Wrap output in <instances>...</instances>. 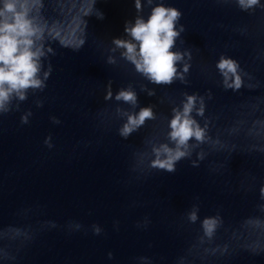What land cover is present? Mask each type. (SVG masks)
Here are the masks:
<instances>
[{
    "label": "water",
    "instance_id": "1",
    "mask_svg": "<svg viewBox=\"0 0 264 264\" xmlns=\"http://www.w3.org/2000/svg\"><path fill=\"white\" fill-rule=\"evenodd\" d=\"M34 2L55 55L43 60L44 71L52 67L44 91H29L0 115V264H264V8L164 0L182 12L177 28L186 29L173 51H190L192 59L186 84L155 85L111 51L114 38H128L125 23L138 15L134 0ZM150 12L144 0L141 15ZM222 55L240 65L239 91L223 86L216 67ZM110 81L113 99L106 101ZM129 86L138 95L135 109L115 100ZM185 93L205 99L204 117L193 113L205 141L175 173L151 169L152 144L168 142L172 109L182 107ZM149 106L156 119L122 138L126 118L117 108ZM193 206L196 223L188 220ZM217 216L222 223L209 239L202 222Z\"/></svg>",
    "mask_w": 264,
    "mask_h": 264
},
{
    "label": "clouds",
    "instance_id": "2",
    "mask_svg": "<svg viewBox=\"0 0 264 264\" xmlns=\"http://www.w3.org/2000/svg\"><path fill=\"white\" fill-rule=\"evenodd\" d=\"M135 9L138 15L133 21L125 23V38H114L111 49L113 53L120 51L121 58L134 65L137 73L141 74L150 83L155 85H172L177 79L182 83H187L186 74L189 73L192 55L190 51H173L177 40L186 31L184 25H177L182 18V12L174 7L164 5V0L153 6L155 0H146L151 8L147 19L141 13L144 9V0H134ZM242 11L248 12L257 7L264 8L261 0H236ZM43 7L41 3L39 5ZM37 5L34 0H0V115L7 114L13 110V101L24 102L28 99L29 91H44L47 87L46 81L50 78L52 67L49 63L44 71L43 60L49 54L55 55L54 50L46 47L48 40L45 37V30L37 23L33 11ZM98 19L103 20V13L95 9L94 13ZM92 14V15H93ZM84 42L80 48L83 47ZM79 50V48L75 49ZM187 57V61L185 60ZM109 64H115L114 56H109ZM183 65L180 71L178 65ZM219 73L223 77L225 90L231 89L239 91L243 87L241 69L239 63L226 56H221L216 65ZM149 96H155V91L142 88ZM185 99L182 107L172 109V118L169 121L166 139L167 143L152 144V155L154 159L150 161L151 169L164 170L168 173L176 172V165L185 158H190L194 149L198 148L205 141V130L194 118L205 115V99L199 94H184ZM211 99V93L208 94ZM113 99L112 82L107 87L106 101ZM117 102L130 105L133 109L139 107L138 95L131 86L127 89H120L115 94ZM37 107H43L42 101L36 102ZM15 109L20 110L19 103ZM154 106L142 107L138 112H128L117 108V114L126 118V122L119 129V135L128 139L133 133L145 126L149 120H155L156 114ZM32 112L29 111L21 117L22 124H28ZM54 124L61 121L52 117ZM52 137L45 140L47 147L52 148ZM196 143H191V141ZM200 161L205 159L203 152L199 153ZM192 167H199L197 161H192ZM261 197L264 198V188H261ZM199 207L193 206L188 214V220L196 223ZM118 223V222H117ZM148 221H145V226ZM222 223V219L217 217L205 218L202 222L204 235L211 239ZM140 226L139 224L137 225ZM55 227V225H53ZM95 235H100L102 229L98 225H93ZM79 230L81 225L76 224ZM109 259L113 254H108ZM144 259V258H141Z\"/></svg>",
    "mask_w": 264,
    "mask_h": 264
}]
</instances>
